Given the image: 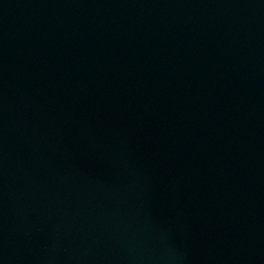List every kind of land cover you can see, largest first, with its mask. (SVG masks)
Listing matches in <instances>:
<instances>
[{"label":"water","instance_id":"95a60500","mask_svg":"<svg viewBox=\"0 0 264 264\" xmlns=\"http://www.w3.org/2000/svg\"><path fill=\"white\" fill-rule=\"evenodd\" d=\"M0 264H264V0H0Z\"/></svg>","mask_w":264,"mask_h":264}]
</instances>
